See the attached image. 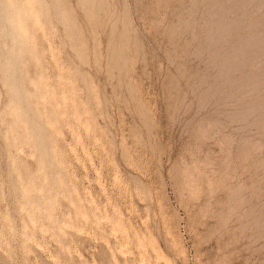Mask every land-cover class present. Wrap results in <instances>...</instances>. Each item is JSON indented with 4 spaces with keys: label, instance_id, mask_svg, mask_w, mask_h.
Wrapping results in <instances>:
<instances>
[{
    "label": "clouds",
    "instance_id": "9594fccd",
    "mask_svg": "<svg viewBox=\"0 0 264 264\" xmlns=\"http://www.w3.org/2000/svg\"><path fill=\"white\" fill-rule=\"evenodd\" d=\"M129 7V0L19 6L31 24L11 43L5 35L0 58V264H119L118 255L136 264L143 237L116 200L135 196L166 216L170 191L198 210L202 226L191 229L192 256L172 227L179 247L168 240L170 264H264V163L257 164L264 161V127L198 123L191 148L198 165L174 150L183 173L165 167L144 129L149 113L159 111L165 123L164 100L153 102L139 74ZM221 240L226 245L205 259L199 249Z\"/></svg>",
    "mask_w": 264,
    "mask_h": 264
},
{
    "label": "rangeland",
    "instance_id": "374dc122",
    "mask_svg": "<svg viewBox=\"0 0 264 264\" xmlns=\"http://www.w3.org/2000/svg\"><path fill=\"white\" fill-rule=\"evenodd\" d=\"M129 5L128 15L135 18L138 28L134 44L140 58L139 74L151 85L153 102L164 100L165 123H160L159 111L149 113L144 129L145 139L153 137V147L164 154L165 167L176 165L183 173L184 163L198 165L199 157L191 151L198 123L264 127V0H129ZM26 20L30 26L31 19ZM126 23L118 22L117 27ZM5 35L11 43L13 34L0 14V58ZM174 150L184 163L173 157ZM228 151L226 145L223 159L228 158ZM260 163L264 161L257 160ZM4 171L6 154L0 145V173ZM88 175L95 178V172ZM167 195L173 198L167 201L166 216L135 196L116 200L125 220L143 237L139 242L143 253H134L136 264L142 255L143 264H170L173 252L168 240L172 238L179 247L172 227L183 235L189 255L196 254L191 229L202 227L197 224L198 210L181 206L171 191ZM226 243L221 240L199 251L205 259H212ZM116 259L124 264L122 256Z\"/></svg>",
    "mask_w": 264,
    "mask_h": 264
},
{
    "label": "bare ground",
    "instance_id": "6f19581e",
    "mask_svg": "<svg viewBox=\"0 0 264 264\" xmlns=\"http://www.w3.org/2000/svg\"><path fill=\"white\" fill-rule=\"evenodd\" d=\"M22 5L32 2L31 0H21ZM5 4L16 5V8H5ZM18 2L16 0H0V14L4 15L6 27L13 35L19 32L21 25L28 26V22H25L26 15H22L23 11L19 9ZM27 21V20H26ZM221 36V35H220ZM230 63V62H229ZM35 120V117L33 118Z\"/></svg>",
    "mask_w": 264,
    "mask_h": 264
}]
</instances>
